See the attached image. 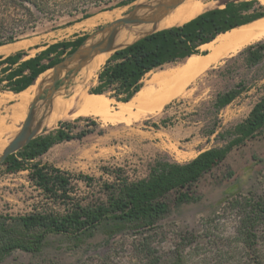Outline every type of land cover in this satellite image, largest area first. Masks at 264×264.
<instances>
[{
    "label": "rangeland",
    "instance_id": "1",
    "mask_svg": "<svg viewBox=\"0 0 264 264\" xmlns=\"http://www.w3.org/2000/svg\"><path fill=\"white\" fill-rule=\"evenodd\" d=\"M121 1L42 0L38 6H33L27 0H0V41L10 37L14 42L23 40L16 50L21 49L29 56L47 44L69 40L75 35L87 34V40L91 38L94 43L104 39L107 33L103 36L101 29L117 18L96 19L89 26L82 23L113 10L118 18L134 10L135 1L116 6ZM225 1L228 0H207L212 4L209 9L222 7ZM85 14L90 16L83 18ZM86 46L85 42L84 48ZM243 48L194 76L178 94L151 114L138 115L137 109L132 107L133 114H126L124 118L115 116L120 112V103L108 99L110 119L74 116L70 114L75 109L72 108L65 117L47 126L44 119L49 103L43 98L48 88L41 91L37 105L48 107L32 122V128L40 126L36 135L52 130L60 121L70 122L73 133L89 130L82 137L52 145L34 160L57 168L70 178L69 199L56 198L41 190L30 177L29 163L26 169L16 172L7 171L1 163L0 213H64L74 203H101L106 199L105 183L144 178L157 159L185 162L205 149L223 146L229 137L218 134L242 121L263 92L264 60L248 65L245 56L238 54ZM204 50L208 52V48ZM77 62L78 59L74 60L57 81V90L62 91L64 97L70 96L77 85L88 92L95 81L96 72L86 80L77 75L78 70L75 74L72 72ZM182 62L151 71L144 77L142 87H152L150 80ZM239 84L243 88L241 93L217 113H211L209 103L216 93L239 87ZM12 94L0 92V123H10L8 117L15 103ZM23 120L17 124L12 137ZM195 190L200 196L197 201L179 205L171 202L166 216L152 230L142 231V234H150L145 248L137 245L140 235L133 232L106 239L97 229L92 238L79 245L69 235L50 234L39 253L15 251L0 264H253L256 253L247 246H264V220L254 224L253 237L246 239L240 234L242 212L237 202L244 206L261 199L264 206V129L233 147L219 165L195 183Z\"/></svg>",
    "mask_w": 264,
    "mask_h": 264
},
{
    "label": "trees",
    "instance_id": "2",
    "mask_svg": "<svg viewBox=\"0 0 264 264\" xmlns=\"http://www.w3.org/2000/svg\"><path fill=\"white\" fill-rule=\"evenodd\" d=\"M27 1L38 6L42 0ZM134 1L122 0L116 6ZM223 6L207 9L180 25L157 29L115 49L96 72L88 93L103 94L119 103L127 102L142 88L144 77L151 71L181 62L193 54H206V51L200 50L202 44L212 41L220 33L264 17V6L258 0H228ZM89 16L85 14L83 18ZM87 38V34H81L50 43L27 58H24L26 54L22 50L5 57L0 55V91L18 93L24 90L33 84L39 74L59 62L63 55L75 51ZM12 42L14 39L10 37L0 41V45ZM238 54L245 56L248 65L260 63L264 60V39L247 45ZM238 86L216 93L209 103L211 113H217L233 101L243 89L240 84ZM263 129L264 86L248 115L218 134L229 137L223 146L205 149L185 162L157 159L149 166L144 178L133 181L123 178L119 182L105 183L106 199L101 203H74L64 213H0V263L15 251L39 253L50 234L69 235L79 245L92 238L97 229L106 239L128 232L137 233L140 235L137 245L145 248L150 234L142 233L152 230L166 216L170 203L179 205L197 201L200 196L196 193L195 183L219 165L233 147L255 137ZM87 131L73 133L70 122L60 121L52 130L37 135L8 155L2 164L7 171L16 172L26 169L29 163L30 177L41 190L56 198L69 199L70 178L57 168L34 160L52 145L82 137ZM237 208L242 212L240 234L250 239L254 224L264 220L263 202L259 199L244 206L237 202ZM247 247L256 253L253 264H264V246L248 244Z\"/></svg>",
    "mask_w": 264,
    "mask_h": 264
},
{
    "label": "bare ground",
    "instance_id": "3",
    "mask_svg": "<svg viewBox=\"0 0 264 264\" xmlns=\"http://www.w3.org/2000/svg\"><path fill=\"white\" fill-rule=\"evenodd\" d=\"M213 1L215 2V0ZM258 1L262 6H264V0ZM135 4L136 8L134 10V16L141 18L143 22L129 23L119 26L114 31L112 47L127 45L151 32L153 29L180 25L197 16L201 12L209 9L212 5H210L207 0H177V3L172 8L164 11L161 10V8H157V0H136ZM117 16L118 14H116L113 10L103 14L100 18L86 19L82 24L89 26L92 25L96 19H107L108 21L118 18ZM81 26L82 25H80V27ZM263 37L264 17L218 34L212 41L202 45V47L208 48V52H206V54H193L185 58L182 64L174 69L166 71L167 69L165 68V71H161L152 80H150L152 81V87H142L129 101L120 103V112H118L115 116L119 115L121 118H124L126 114L130 115L134 110H131L132 107L137 109L136 112H138V115L144 113L151 114L152 112L159 110L165 102L178 94L194 76L211 67L221 58L229 56L237 52L239 49L262 39ZM22 41L0 45V55L7 56L13 53L17 48H20ZM86 43L87 45L93 44L92 39L89 38ZM109 52L110 50L104 52H93L90 58L85 60L78 68L77 75H79L83 80L90 78L94 75L99 65L105 60V57L109 54ZM63 71L64 70H62L61 73ZM51 79L52 70L47 69L39 74L33 84L26 87L24 90L11 95L12 98L14 97L15 103L12 106L8 117L10 118V123H0V153L11 140L13 133L17 129V124L25 117V112L31 99L39 92L47 89ZM78 80H76V82ZM92 81L93 80H91V82ZM108 99L110 98L103 94L88 93L84 90V88L82 89L81 85H77L76 87L74 86L71 95L68 97H64L63 92L57 90L53 97L50 100H47L49 108H46L48 107L47 105L38 107L37 104L40 100L37 101L36 107L33 110V120H38L39 116L45 110L44 108H46L48 112V115L44 119L47 126L53 121L65 117L68 110L72 108L75 109H73L74 111L70 114L74 116L83 115L95 116L104 120L110 119L111 116H109V114L111 112H108ZM134 116L136 115L134 114Z\"/></svg>",
    "mask_w": 264,
    "mask_h": 264
},
{
    "label": "water",
    "instance_id": "4",
    "mask_svg": "<svg viewBox=\"0 0 264 264\" xmlns=\"http://www.w3.org/2000/svg\"><path fill=\"white\" fill-rule=\"evenodd\" d=\"M176 3H177V0H160V1H158V4H157L158 7L157 8H161V10L167 11L170 8H172ZM135 8H136V5L134 7V10H135ZM134 10H132L127 15H124L120 18H117L113 22L104 26L101 29L103 36L105 35V32L107 33L105 35L104 39L99 40L97 42H94L93 44H89L88 46H86L84 48L85 42H87V39H86L85 42L80 47H78L75 51H73L69 55L63 57L59 62H57L55 65H53L50 68L52 70V79H51V82L48 86V93H47V96H45L43 99L50 100L53 97L54 93L57 90L56 82L59 79L61 71L62 70H68L70 68L69 65H71V63L74 60L78 59L77 64L71 68L72 72L75 74L76 71L78 70V68L83 64V62L85 60L90 58V56L93 52H104V51H108V50H111L112 48H114V46L112 47L113 35H114V31L119 26L129 24V23L143 22V20L141 18L134 16ZM155 30H157V29H153L152 31H155ZM120 47H122V46H119L117 48H120ZM117 48H114V50ZM35 80H34V82H35ZM40 94H41V92H39L38 94H36L32 98L29 109H28L26 116H25V118H24V120H23V122L19 128V131L11 138V140L8 142V144L1 151V153H0V164L5 160V158L8 155H10V154L14 153L15 151H17L18 149L22 148L23 145H25L32 138L37 136L36 134H37V131L39 129V126H35L34 128H32L31 126H32V122H33V110H34V107H35L37 101L40 100Z\"/></svg>",
    "mask_w": 264,
    "mask_h": 264
},
{
    "label": "crops",
    "instance_id": "5",
    "mask_svg": "<svg viewBox=\"0 0 264 264\" xmlns=\"http://www.w3.org/2000/svg\"><path fill=\"white\" fill-rule=\"evenodd\" d=\"M206 44V43H205ZM203 45V44H202ZM202 45L200 46V49L201 50H203V49H205L204 47H202ZM45 48V47H44ZM205 51V50H204ZM16 52V51H15ZM14 53V52H13ZM13 53H11V54H13ZM1 56H3V57H5L6 55H1ZM31 56H33V55H31ZM27 57H30L29 55H25V57L24 58H27ZM0 92H2V91H0ZM6 92H10V93H13V92H11V91H6Z\"/></svg>",
    "mask_w": 264,
    "mask_h": 264
}]
</instances>
